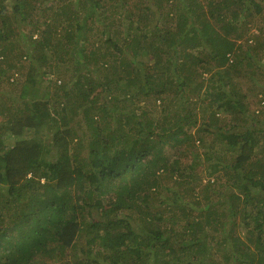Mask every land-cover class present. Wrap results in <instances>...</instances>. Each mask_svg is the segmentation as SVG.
I'll use <instances>...</instances> for the list:
<instances>
[{"label": "trees", "instance_id": "1", "mask_svg": "<svg viewBox=\"0 0 264 264\" xmlns=\"http://www.w3.org/2000/svg\"><path fill=\"white\" fill-rule=\"evenodd\" d=\"M263 2L0 0V264H264Z\"/></svg>", "mask_w": 264, "mask_h": 264}, {"label": "rangeland", "instance_id": "2", "mask_svg": "<svg viewBox=\"0 0 264 264\" xmlns=\"http://www.w3.org/2000/svg\"><path fill=\"white\" fill-rule=\"evenodd\" d=\"M263 6H264V2H263ZM264 12V11H263ZM247 32L245 33V35H243L242 36V38H240V39H238L236 42L239 44H244L246 41H247V43L248 44H250V45H252V43H254L255 42V40L253 39V37H254V35H257V36H259V35H261L260 34V32L262 31L263 33H264V31L262 30V29H264V21L263 20H261V17H257V20H254L253 22H252V20L250 21V23H248L247 24ZM259 30V31H258ZM263 37L261 38V40L260 41H262V43L264 44V34L262 35ZM248 39V40H247ZM260 63L261 64H264V57H260ZM243 68H246V67H243ZM250 69V68H249ZM255 72H256V70H254ZM257 73V72H256ZM8 74H5L4 76L5 77H3V83L0 85L1 86V88H0V90L1 91H6L4 88H8L9 87V84H8V81H7V79H6V76H7ZM204 75H206V74H204ZM253 76L254 77H256L257 78V76L255 75V74H253ZM17 78V76L16 75H14L13 77H9V81H12V79L13 78ZM246 81V79L245 78H242L240 81ZM260 80V83L262 84L263 83V81H264V75H262L259 79H258V81ZM18 83H21L19 80H18ZM248 86H249V83H246L244 86H243V88H242V90H244V89H246V88H248ZM19 89H20V87L18 86V87H16L14 90H12L11 92L12 93H10V96L11 97H13V98H16V97H18V92H19ZM156 104H159V100L158 101H156ZM41 181H43V179H41ZM208 181V178H205V180L203 181V183H202V185L201 186H203L204 184H206V182ZM209 181L212 183V186H216L217 185V180H214V178H210L209 179ZM203 188H201V190H202Z\"/></svg>", "mask_w": 264, "mask_h": 264}]
</instances>
